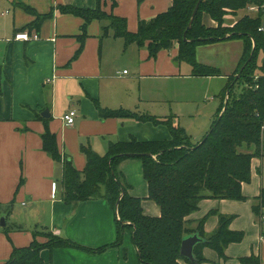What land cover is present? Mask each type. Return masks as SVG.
<instances>
[{
	"label": "crops",
	"instance_id": "crops-1",
	"mask_svg": "<svg viewBox=\"0 0 264 264\" xmlns=\"http://www.w3.org/2000/svg\"><path fill=\"white\" fill-rule=\"evenodd\" d=\"M113 1L102 0V9L125 18L131 32L138 30L140 20H150L172 5V0H115L113 6ZM21 3L39 14L53 13L41 22L39 29H30L37 17L20 6ZM97 3L98 0H0V220L6 215L7 223L0 224V264L10 259L14 248L28 246L34 239L41 243L47 241L44 228L80 245L43 249L41 256L46 262L142 264L136 246L132 245V235H124L121 245L102 252L81 248H100L114 243L117 214L102 198L70 204L63 200V164L43 149L42 135L49 128L56 134L60 152L78 170H83L87 162L81 149L83 145L105 155L111 143L128 140L132 135L140 140L171 137L164 124L156 126L133 118H101L99 106L125 108L165 120L174 112L157 114L155 106L170 104L172 100L156 88L158 80H173L179 85V98L199 105L198 94L213 91L212 80L216 79L226 80L221 89L215 90L220 91L221 100L229 77L239 69L244 49L242 39L197 46L198 62L219 68L222 75L195 76L189 63L175 60L178 46L151 57L147 44L144 47L136 43L126 45L123 38L113 35L101 40L102 27L107 21L99 19L86 24L83 50L73 60L81 44L85 20L79 15L61 12L58 6L92 9ZM248 13L257 15L259 11L248 8L229 13L225 16V25L233 26ZM203 23L207 27L218 26L207 13L203 15ZM26 26L29 28L23 30ZM22 32L39 37L16 39V34ZM236 45L240 52L234 62L220 59L228 58ZM183 63L190 67L185 73ZM221 107L222 101L216 107L215 119ZM45 109H49L48 117L43 115ZM71 110L76 111L72 125L64 118ZM181 110L175 112L174 119L181 115ZM254 150L253 147L251 151ZM261 153L252 159L250 182L242 186L246 200L204 198L199 208L187 216L188 226L193 229L205 217L204 230L211 235L218 227L217 213L234 215L230 228L245 233L241 242L227 246V259L221 258L215 249L205 247L206 261L198 264H243L240 258L251 255L258 256L264 264V221L252 209L254 198L264 189L260 166L264 150ZM120 170L130 185L129 192L142 198L145 213L160 216L159 205L148 198L142 160L125 159ZM180 264L195 263L183 258Z\"/></svg>",
	"mask_w": 264,
	"mask_h": 264
},
{
	"label": "trees",
	"instance_id": "trees-1",
	"mask_svg": "<svg viewBox=\"0 0 264 264\" xmlns=\"http://www.w3.org/2000/svg\"><path fill=\"white\" fill-rule=\"evenodd\" d=\"M198 1L172 0L167 11L150 20H140L136 32L128 30L125 18L104 11L102 0H98L97 6L92 9L73 5L58 6L61 12L79 15L85 20L81 44L73 60L83 50L86 24L93 19L107 21L102 27L101 40L113 35L123 38L126 45L136 43L144 47L147 44L151 57L157 56L161 50L178 46L175 60L189 63L195 76L222 75L219 68L198 62L197 46L231 39H242L244 42L238 69L240 75L229 77L221 95L223 98L228 95L227 107L223 109L225 104L221 107L211 129L200 142L194 143L182 127L174 124L173 117L161 120L125 108L99 106L101 118H133L142 122L167 124L171 137L140 140L132 135L128 140L111 143L105 155L97 153L89 145H83L81 149L87 162L83 170H78L72 160L60 152L56 134L46 129L42 135L43 149L55 161L63 164V200L70 204L102 198L117 214L115 242L100 248L81 246L85 250L102 252L119 246L123 242L124 230L129 228L142 264H180L183 258L189 260L181 255L183 238L199 233L205 241L195 246V261H191L198 264L206 261L203 255L205 247L215 249L221 258L227 259V246L241 242L245 236L243 231L230 228L234 215L211 212L219 216L218 227L211 235L205 233V217L198 221L194 229L188 226L186 218L199 208L204 198L247 199L243 195L242 186L251 180L252 159L262 154L261 136L264 132V58L260 66L256 60L260 50L264 54V31L260 30L264 26V0H202L185 39V32ZM250 4L260 7L258 15H245L233 26L225 25L227 14L236 13ZM20 6L37 17L30 24V29H39L41 22L53 13L39 14L28 5L21 3ZM204 13L217 21L218 26L207 27L203 23ZM236 85L242 86V90L233 94ZM253 147L255 150L251 151ZM128 158L142 160L144 177L149 187L148 198L159 205L160 216L147 215L142 198L129 192L130 185L120 170L121 162ZM252 209L261 220L264 215V189L254 198ZM72 246L80 247L56 234L43 243L34 239L28 246L14 248L10 259L2 264H52L42 258L43 249ZM240 260L243 264H261V259L256 255L241 257Z\"/></svg>",
	"mask_w": 264,
	"mask_h": 264
},
{
	"label": "rangeland",
	"instance_id": "rangeland-1",
	"mask_svg": "<svg viewBox=\"0 0 264 264\" xmlns=\"http://www.w3.org/2000/svg\"><path fill=\"white\" fill-rule=\"evenodd\" d=\"M248 6L238 10L242 11V10H247ZM245 13V12H244ZM245 15H249V16H256L254 14H245ZM243 14V16H245ZM258 15V14H257ZM2 16H0L1 19ZM263 17V21H264V13L262 15ZM240 49L239 47L236 45L234 49H232L229 54L227 56H229L228 58L225 57H221L220 59H226V61H231L234 62L238 55H239ZM263 52L260 50L257 54V64L258 66L261 65V63L263 62ZM225 61V62H226ZM227 63V62H226ZM182 67V72L185 73L187 71V69H190V67L187 64H184L181 66ZM239 71V70H238ZM236 72L234 77H236L237 75L239 76V72ZM212 90L208 93H200L198 94V104L196 103H192L190 104V101H186V99H182L179 98V89L175 82H173V80H158L156 88L158 90H160L161 92L164 91V94H167L170 96V99L172 101H170V104L167 103L165 105H157L155 106V109H157V114H162L163 111L167 112H174V115H172L173 117V121L175 123H177L180 127H182L186 133L188 135H190L192 137V140L194 143L196 142H200L202 140V138L204 137V135H206V132H208L211 128V125L213 124V120L215 119V115H216V107L220 105L221 101H222V106H224L225 101H226V97H222L221 100L218 97V93L215 92V90L217 88L220 87V89L222 88V86L225 83V79L224 80H212ZM205 83V82H204ZM175 85V86H174ZM205 85V84H203ZM170 87V89L168 88ZM163 90V91H162ZM242 90V86H238L236 85L233 91V94H238L240 93ZM165 99H168L165 95H164ZM182 108L183 110H181L180 112L181 115L174 119L176 117L175 112H178V109ZM199 109V110H198ZM219 110V109H218ZM220 111V110H219ZM218 112V111H217ZM171 117V116H170ZM179 119V120H178ZM164 124V123H161ZM156 126H159L160 124H154ZM168 127L167 124H164ZM169 128V127H168ZM261 140H262V145H263V150H264V132H262V136H261ZM261 150V152L263 151ZM262 167V179H263V183H264V161L263 164L260 165ZM0 224H1V220H0ZM5 228V227H4ZM43 231L47 234V240H49L50 238H52L54 236V233L50 230L47 229H43ZM124 235H132L131 234V230L129 228H126L124 230ZM131 242L132 241V237H131ZM133 246H135V244H132Z\"/></svg>",
	"mask_w": 264,
	"mask_h": 264
},
{
	"label": "water",
	"instance_id": "water-1",
	"mask_svg": "<svg viewBox=\"0 0 264 264\" xmlns=\"http://www.w3.org/2000/svg\"><path fill=\"white\" fill-rule=\"evenodd\" d=\"M201 1L202 0L198 1L197 5H196V7L194 9V12L192 14L190 23H189L188 28H187V30L185 32V39H187L186 38L187 31L192 27V25H193V23L195 21V17L197 15V12H198V9H199ZM227 103H228V95H227V98H226V101H225L224 109L227 107ZM43 115L48 117L50 115L49 109H45V111L43 112ZM6 224H7L6 223V215H2V217H1V226H6ZM204 241H205V239L202 238L199 235V233H193V234L185 236L183 238V240H182V243H181V255L186 257V258H188L190 261H195L194 248H195V246L198 243H201V242H204Z\"/></svg>",
	"mask_w": 264,
	"mask_h": 264
},
{
	"label": "built area",
	"instance_id": "built-area-1",
	"mask_svg": "<svg viewBox=\"0 0 264 264\" xmlns=\"http://www.w3.org/2000/svg\"><path fill=\"white\" fill-rule=\"evenodd\" d=\"M248 8H249V10H252V11H259L260 10V7L258 5H255V4H250ZM2 14L4 15L5 13H2ZM260 30L264 31V26L261 27ZM38 37L39 36L37 34H34L33 36H31L28 32L17 33L15 36L16 39H23V40L37 39ZM75 115H76L75 110H71L69 114L65 115L64 118H65L67 124L72 125L74 123ZM261 221H264V215L261 217Z\"/></svg>",
	"mask_w": 264,
	"mask_h": 264
}]
</instances>
